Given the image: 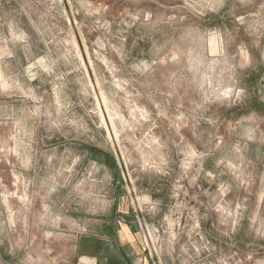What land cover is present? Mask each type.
<instances>
[{
    "label": "rangeland",
    "instance_id": "rangeland-1",
    "mask_svg": "<svg viewBox=\"0 0 264 264\" xmlns=\"http://www.w3.org/2000/svg\"><path fill=\"white\" fill-rule=\"evenodd\" d=\"M123 233L264 264V0H0V264Z\"/></svg>",
    "mask_w": 264,
    "mask_h": 264
},
{
    "label": "crops",
    "instance_id": "crops-1",
    "mask_svg": "<svg viewBox=\"0 0 264 264\" xmlns=\"http://www.w3.org/2000/svg\"><path fill=\"white\" fill-rule=\"evenodd\" d=\"M110 229H113V227H110ZM129 234H132V230L128 228ZM124 235L125 241H128V244L131 245V254L130 256L125 253V249H118L119 250V255H113L111 254L112 248H114L113 242L109 236H105L106 238H101L102 244L105 246L103 248V252L100 253V256H96L93 258V264H113L116 258V261H118V264H140L139 256L140 251L139 248L136 247V244L132 243V240L129 239V235L126 233H123L122 236ZM134 241V238H133ZM102 251V250H101ZM116 256V257H114ZM132 259H131V258Z\"/></svg>",
    "mask_w": 264,
    "mask_h": 264
}]
</instances>
